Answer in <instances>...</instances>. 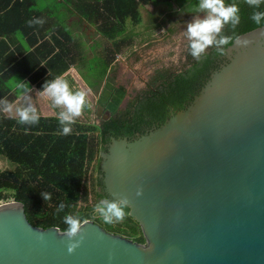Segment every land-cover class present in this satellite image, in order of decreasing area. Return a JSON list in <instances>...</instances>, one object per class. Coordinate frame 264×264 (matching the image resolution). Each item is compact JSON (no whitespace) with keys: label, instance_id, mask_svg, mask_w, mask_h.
Returning a JSON list of instances; mask_svg holds the SVG:
<instances>
[{"label":"water","instance_id":"water-1","mask_svg":"<svg viewBox=\"0 0 264 264\" xmlns=\"http://www.w3.org/2000/svg\"><path fill=\"white\" fill-rule=\"evenodd\" d=\"M226 55L184 110L134 140L112 137L101 155L106 193L127 198L145 243L87 221L69 254L63 231L8 201L0 264H264V26Z\"/></svg>","mask_w":264,"mask_h":264},{"label":"trees","instance_id":"trees-1","mask_svg":"<svg viewBox=\"0 0 264 264\" xmlns=\"http://www.w3.org/2000/svg\"><path fill=\"white\" fill-rule=\"evenodd\" d=\"M169 1L0 0V102L13 103L21 95L22 89L9 84L14 78H19L23 87L41 91L46 81L62 78L79 66L83 79L98 95L97 105L110 113L99 124L75 120L70 134L61 135L56 117L39 116L37 124L21 125L16 117L0 110V156L15 166L12 172L0 170V202L12 192L33 226L63 231V216L70 214L93 221L109 233L145 243L128 207L124 218L113 224L103 223L93 213L99 198L107 197L96 188L102 185L97 177L102 173L100 151L111 137L134 140L184 110L210 80L212 71L220 69L217 62L234 40L264 26V21L258 25L250 19L254 9L247 0H225L237 5L240 19L235 27L229 24L222 29V34L231 38L222 46L223 54L213 47L199 58L188 53L187 69L180 73L157 71L147 89L123 109L127 91L110 76L115 57L131 44L134 33L129 27L142 24L141 9ZM256 10L264 11V2ZM37 19L43 22L27 23ZM85 25L99 36L89 46L90 60L84 54L86 34L81 27ZM85 111L88 113L89 107ZM41 192H50L51 199L43 201ZM61 202L65 208L56 212Z\"/></svg>","mask_w":264,"mask_h":264},{"label":"clouds","instance_id":"clouds-1","mask_svg":"<svg viewBox=\"0 0 264 264\" xmlns=\"http://www.w3.org/2000/svg\"><path fill=\"white\" fill-rule=\"evenodd\" d=\"M249 5L253 7V12L250 19L255 24H261L264 21V11L256 10L264 0H247ZM196 12L204 13V17L195 18L186 25L185 36L188 40L189 54L194 58H199L207 48L213 47L220 54H223L222 46L229 43L231 38L222 34V29L225 25L235 27L239 23V9L234 3H225V0H198ZM42 20H29L27 23L31 26L33 23L40 24ZM239 42V41H238ZM247 45L248 41L243 42ZM17 88L22 89L21 97L30 91V88L23 87L18 84ZM39 96L46 97L51 101L50 107L53 109L59 108L56 113V118L60 126V134L68 135L71 132V125L75 118L81 116L82 110L88 107L86 94L84 91H73L70 89L67 81L57 77L51 81H46L42 85V90ZM2 110L5 113L12 114L16 117V122L21 125H35L38 123L39 116L36 107L28 103H21L16 106L7 101L0 102ZM141 193L138 191L137 195ZM40 197L43 201L51 199L50 192H41ZM127 198L113 199L102 198L93 208V213L98 214L102 222L105 224H113L120 222L126 215L128 207ZM65 208L63 202L56 207V212H61ZM63 223L66 225L61 233L67 238V252L71 254L84 238L83 226L87 224L86 220L81 219L76 215L66 214L63 216Z\"/></svg>","mask_w":264,"mask_h":264},{"label":"rangeland","instance_id":"rangeland-1","mask_svg":"<svg viewBox=\"0 0 264 264\" xmlns=\"http://www.w3.org/2000/svg\"><path fill=\"white\" fill-rule=\"evenodd\" d=\"M192 1H195V4ZM196 2L198 4V0H189L188 2L171 0L160 4H150L141 9L143 22L140 25L129 27V30L134 33L131 44L125 46L116 55L110 71L114 84L124 87L128 92L122 105L123 109L137 95L142 94L147 89L148 83L157 71L168 69L180 73L187 69L189 50L188 40L185 36L186 25L195 18L202 19L204 17V13L187 14L190 10H196ZM154 16H156L155 21L152 20ZM81 28L86 34L84 42L87 48H85L84 54L87 60H90L92 52L89 50V46L93 45V42L98 40L99 37L92 31ZM79 69V66L72 68L70 76L75 78L72 85L76 88V91H84L86 99L94 104L97 97L89 93L86 85L79 78ZM19 82V78H14L9 84L12 88H15ZM34 101L37 103V99H32L33 103ZM45 102L51 103L49 99H45ZM6 114L12 117L15 116L14 111L12 114ZM77 119L82 122L98 123L95 116L90 118L79 116ZM14 169L15 166L12 163L0 156L1 171L12 172ZM12 194L10 192L8 198L0 204L14 201ZM94 203L95 196L93 195L92 204Z\"/></svg>","mask_w":264,"mask_h":264},{"label":"crops","instance_id":"crops-1","mask_svg":"<svg viewBox=\"0 0 264 264\" xmlns=\"http://www.w3.org/2000/svg\"><path fill=\"white\" fill-rule=\"evenodd\" d=\"M82 27H83V29L86 28V30L92 31L94 34H96L95 31L93 29H91L90 27H88L86 25L85 26H82ZM71 71H72V69H70L62 78L65 81H67V83H68V85H69V87H70L71 90L76 91V88L72 85V82H73V80L75 78L74 77L71 78V76H70ZM79 75H80L79 78L84 83V85H86L87 90L89 91V93H91V95H95L97 97V100H98V95H96L94 93V91L90 88V86L85 82V80L83 79L81 73H79ZM39 93H40V91H38L35 87H31L30 88V91L25 94V97L23 99H22L21 95H19V97L17 98V100L14 103V105L19 106L21 103H23L26 106L28 103H31V104H33L36 107L38 116H43V117H56V113L60 109L59 108H57V109L51 108L50 107V104L51 103H46L45 102V99H48V98L39 96ZM29 99H30V101H29ZM32 99H37V103H35V101H34V103H35L34 104L32 102ZM37 104H38V106H36ZM87 104H88L89 112L90 113L89 112L87 113L85 111V109H83L82 110V114H81V117H83V118L84 117L85 118H90L92 116H95V108L98 106L97 105V101L94 102V104H93L92 101H90L89 99L87 100ZM13 117H15V116H13ZM75 120H79V119L75 118ZM79 121H81V120H79Z\"/></svg>","mask_w":264,"mask_h":264},{"label":"flooded vegetation","instance_id":"flooded-vegetation-1","mask_svg":"<svg viewBox=\"0 0 264 264\" xmlns=\"http://www.w3.org/2000/svg\"><path fill=\"white\" fill-rule=\"evenodd\" d=\"M227 61H228V59H227V55H225V56L221 57V60H219V61L217 62V66L221 68L222 65H224ZM212 72H214V71H212ZM118 87H119V86H118ZM127 95H128V92H127ZM138 96H139V95H137L133 100H135ZM124 102H125V101H124ZM123 104H124V103H123ZM98 106H99V105H98ZM107 113H108L107 111H104V112L101 114V116L98 117V109H97V107L95 108V117H96V119L98 120V121H97V122H98L97 124L100 123V120H107V119L109 118L110 114L107 115ZM111 138H112V137H111ZM110 145H111V139H110V142H108V143L106 144L105 150L100 151V156H101L103 153H106V152L108 151V148L110 147ZM97 177H99V179L102 181V185L96 187L97 190H98V192L101 193V194L106 195L107 198H111V197L106 193V188H105V185H104V183H103V173H100ZM102 198H104V197L99 198V200L102 199Z\"/></svg>","mask_w":264,"mask_h":264}]
</instances>
